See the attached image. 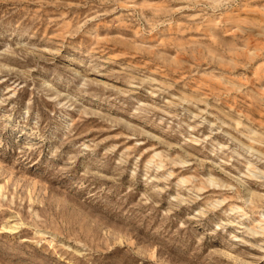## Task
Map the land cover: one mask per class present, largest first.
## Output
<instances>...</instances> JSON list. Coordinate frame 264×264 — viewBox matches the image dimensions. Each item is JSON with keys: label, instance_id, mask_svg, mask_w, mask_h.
<instances>
[{"label": "rangeland", "instance_id": "obj_1", "mask_svg": "<svg viewBox=\"0 0 264 264\" xmlns=\"http://www.w3.org/2000/svg\"><path fill=\"white\" fill-rule=\"evenodd\" d=\"M0 264H264V0H0Z\"/></svg>", "mask_w": 264, "mask_h": 264}]
</instances>
